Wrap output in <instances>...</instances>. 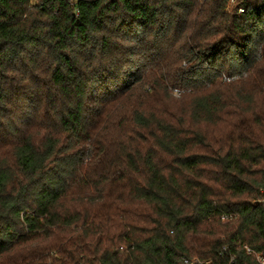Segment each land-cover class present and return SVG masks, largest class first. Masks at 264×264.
<instances>
[{"label": "trees", "instance_id": "obj_1", "mask_svg": "<svg viewBox=\"0 0 264 264\" xmlns=\"http://www.w3.org/2000/svg\"><path fill=\"white\" fill-rule=\"evenodd\" d=\"M244 245L264 253V0H0V264Z\"/></svg>", "mask_w": 264, "mask_h": 264}, {"label": "built area", "instance_id": "obj_2", "mask_svg": "<svg viewBox=\"0 0 264 264\" xmlns=\"http://www.w3.org/2000/svg\"><path fill=\"white\" fill-rule=\"evenodd\" d=\"M241 253L240 257L238 254H228L227 248H224L217 262L212 259L192 258L184 260V264H264V253L256 252L246 245L241 247ZM246 258L250 260L246 261Z\"/></svg>", "mask_w": 264, "mask_h": 264}]
</instances>
